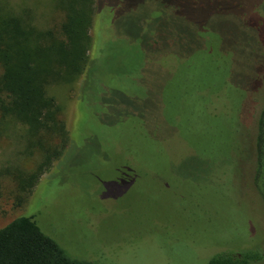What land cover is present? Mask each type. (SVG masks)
Segmentation results:
<instances>
[{"label":"rangeland","instance_id":"1","mask_svg":"<svg viewBox=\"0 0 264 264\" xmlns=\"http://www.w3.org/2000/svg\"><path fill=\"white\" fill-rule=\"evenodd\" d=\"M52 1L9 3L49 26ZM95 6L87 71L49 88L67 147L28 193L39 157H26L20 126H0V228L34 216L68 256L95 264H208L223 253L264 264L247 145L264 97V0Z\"/></svg>","mask_w":264,"mask_h":264},{"label":"trees","instance_id":"2","mask_svg":"<svg viewBox=\"0 0 264 264\" xmlns=\"http://www.w3.org/2000/svg\"><path fill=\"white\" fill-rule=\"evenodd\" d=\"M52 4L48 9L52 15L58 13L57 18L53 25L43 26L36 22L32 8L14 11L9 0H0V126L4 132L9 125L20 126L30 144L26 157H39L27 172L34 174L27 193L63 154L69 140L63 109L49 88L73 85L90 62L96 0H53ZM215 88L221 90L220 85ZM247 141L254 154V184L264 202V97L255 136ZM23 201L18 197L19 204ZM245 257L249 254L223 253L208 264H249ZM0 264L95 263L71 258L41 230L34 216H20L0 228Z\"/></svg>","mask_w":264,"mask_h":264},{"label":"flooded vegetation","instance_id":"3","mask_svg":"<svg viewBox=\"0 0 264 264\" xmlns=\"http://www.w3.org/2000/svg\"><path fill=\"white\" fill-rule=\"evenodd\" d=\"M240 256V255H239Z\"/></svg>","mask_w":264,"mask_h":264}]
</instances>
